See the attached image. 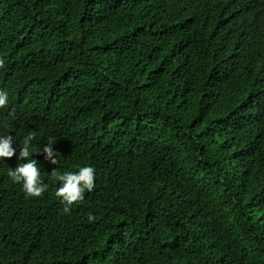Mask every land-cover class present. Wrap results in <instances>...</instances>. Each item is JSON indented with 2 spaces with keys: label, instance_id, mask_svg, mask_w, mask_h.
Wrapping results in <instances>:
<instances>
[{
  "label": "trees",
  "instance_id": "16d2710c",
  "mask_svg": "<svg viewBox=\"0 0 264 264\" xmlns=\"http://www.w3.org/2000/svg\"><path fill=\"white\" fill-rule=\"evenodd\" d=\"M0 60V264H264V0H0Z\"/></svg>",
  "mask_w": 264,
  "mask_h": 264
},
{
  "label": "clouds",
  "instance_id": "9594fccd",
  "mask_svg": "<svg viewBox=\"0 0 264 264\" xmlns=\"http://www.w3.org/2000/svg\"><path fill=\"white\" fill-rule=\"evenodd\" d=\"M4 67L3 60H0V68ZM8 104V95L4 91H0V109H3ZM14 137L10 134L0 136V161L11 159L17 155L16 148L13 147ZM35 139V133L30 132L22 140V147L19 150V160L27 163L19 164L14 170L9 169L8 176L13 183L21 184L22 190L25 193V198L41 197L47 189V185L41 180L40 167L36 160L31 157L33 154L44 155L45 160L53 165L59 163V152L53 148L54 142L46 144L42 151L32 152L31 142ZM52 179L60 182V187L56 191L57 198L64 205L63 211L65 214L70 213L72 205L84 199L85 191L91 192L95 187V169L91 166L79 168L76 172H65L58 174L56 170L52 171ZM94 217L89 216V220Z\"/></svg>",
  "mask_w": 264,
  "mask_h": 264
}]
</instances>
